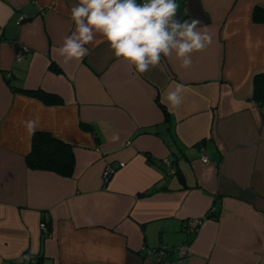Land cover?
Wrapping results in <instances>:
<instances>
[{
  "label": "crops",
  "instance_id": "0c3cea01",
  "mask_svg": "<svg viewBox=\"0 0 264 264\" xmlns=\"http://www.w3.org/2000/svg\"><path fill=\"white\" fill-rule=\"evenodd\" d=\"M77 2L0 0V264H155L142 249L183 243L182 264H264V99L253 98L264 0H176L177 18L209 25L213 44L189 69L165 59L144 74L100 35L63 62L53 49ZM175 83L178 108L165 98ZM35 132L72 146L71 176L26 166ZM106 164L119 167L104 183ZM187 219H200L194 232Z\"/></svg>",
  "mask_w": 264,
  "mask_h": 264
},
{
  "label": "clouds",
  "instance_id": "9594fccd",
  "mask_svg": "<svg viewBox=\"0 0 264 264\" xmlns=\"http://www.w3.org/2000/svg\"><path fill=\"white\" fill-rule=\"evenodd\" d=\"M177 12L176 0H78L70 13L74 31L53 51L64 63L80 62L89 54L87 45L100 35L130 73L144 74L154 68L166 71L162 64L165 59H174L180 68L189 69L194 55L207 50L214 36L209 25L199 19L181 21ZM184 15H188L187 10ZM184 91L182 83L166 91L172 108L182 104ZM24 123L28 130L35 131L36 121ZM30 258L25 256L23 260Z\"/></svg>",
  "mask_w": 264,
  "mask_h": 264
},
{
  "label": "trees",
  "instance_id": "16d2710c",
  "mask_svg": "<svg viewBox=\"0 0 264 264\" xmlns=\"http://www.w3.org/2000/svg\"><path fill=\"white\" fill-rule=\"evenodd\" d=\"M49 67L54 70L57 69L54 64H50ZM6 82L8 84L9 80H6ZM18 90L38 97L45 103H54L59 101L58 97L45 94L39 90ZM253 98L264 99V73L258 74L253 78ZM25 163L30 169L51 171L60 176L69 177L71 176L74 168L72 146L58 138L53 137L47 132H35L31 138L30 150L25 156ZM175 174L179 180L183 182V177L179 170H175ZM207 217L215 218V216L208 214ZM45 224L49 234V225L47 223Z\"/></svg>",
  "mask_w": 264,
  "mask_h": 264
},
{
  "label": "built area",
  "instance_id": "2783aa9c",
  "mask_svg": "<svg viewBox=\"0 0 264 264\" xmlns=\"http://www.w3.org/2000/svg\"><path fill=\"white\" fill-rule=\"evenodd\" d=\"M26 52V49L17 52L15 55L16 60H19L23 56V53ZM201 161L204 163L208 162L207 156L205 154H202ZM118 167L119 166L115 164H106L101 175L102 181L107 183L110 176ZM199 224L200 219H187L182 223V228L187 232H194L198 228ZM40 230L43 233L48 234V229L44 222H41ZM142 251L145 256H151L155 264H182L188 256V245L185 243L175 246L161 245L160 247L156 248H144ZM172 254H175L176 257L170 258ZM25 256L31 257L27 261L24 260L25 264H35V260L31 255L26 254Z\"/></svg>",
  "mask_w": 264,
  "mask_h": 264
},
{
  "label": "water",
  "instance_id": "95a60500",
  "mask_svg": "<svg viewBox=\"0 0 264 264\" xmlns=\"http://www.w3.org/2000/svg\"><path fill=\"white\" fill-rule=\"evenodd\" d=\"M157 132H158L159 134H162V135H164V134H165V131H164V130H162V129H159Z\"/></svg>",
  "mask_w": 264,
  "mask_h": 264
}]
</instances>
